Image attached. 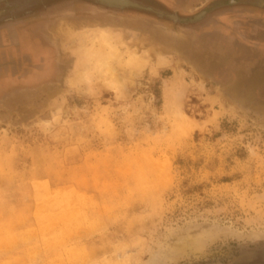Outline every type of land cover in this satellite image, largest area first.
Returning <instances> with one entry per match:
<instances>
[{
	"label": "rangeland",
	"instance_id": "374dc122",
	"mask_svg": "<svg viewBox=\"0 0 264 264\" xmlns=\"http://www.w3.org/2000/svg\"><path fill=\"white\" fill-rule=\"evenodd\" d=\"M55 1L0 0V67L5 19ZM198 36L85 31L57 78L0 75V264L264 263V79Z\"/></svg>",
	"mask_w": 264,
	"mask_h": 264
},
{
	"label": "flooded vegetation",
	"instance_id": "af4514ba",
	"mask_svg": "<svg viewBox=\"0 0 264 264\" xmlns=\"http://www.w3.org/2000/svg\"><path fill=\"white\" fill-rule=\"evenodd\" d=\"M127 1L109 4L103 0H57L43 5L41 11L32 9L21 17L5 19L7 25L11 24L7 27V36H16L21 45H11L6 54L1 55L11 59L8 66L0 67V75H5L8 81L55 79L59 73L56 65L60 40L85 31L98 33L118 28L180 48L202 47L203 41L194 35L212 31L217 34L214 47L218 53H229L230 61L224 71L231 80L243 71L257 80L264 79V0H245L247 3L242 8H237L241 0H202L197 1L195 7H190L192 2L186 0H174L182 3L178 9L172 7L171 0ZM10 9L13 8L0 10V16ZM243 9L249 13L247 39L238 36L234 25L229 23L239 18ZM224 36L229 38L224 40ZM239 44L246 45L252 54L245 64L239 60ZM259 93L264 95L262 91Z\"/></svg>",
	"mask_w": 264,
	"mask_h": 264
},
{
	"label": "crops",
	"instance_id": "0c3cea01",
	"mask_svg": "<svg viewBox=\"0 0 264 264\" xmlns=\"http://www.w3.org/2000/svg\"><path fill=\"white\" fill-rule=\"evenodd\" d=\"M186 1L192 2L191 5H190V7H195V5L198 3L197 1H202V0H193V1L192 0H186ZM171 5H172V7L178 9L179 7H181L182 3L179 2V4H178V2L176 3V2H174V0H171ZM242 11H243V13L240 14V17L239 18H237L235 20H232L229 23L232 26L234 25L233 28L235 30V33L238 36L245 38V37H248L247 36V34H248L247 33L248 32L247 31V29H248L247 28V26H248L247 25V18L249 17L248 16L249 13H248V10H246V9H243ZM229 19H232V18L229 17ZM229 19H226V20H229ZM245 19H246V21H245ZM230 37H232V35ZM245 39H247V38H245Z\"/></svg>",
	"mask_w": 264,
	"mask_h": 264
},
{
	"label": "bare ground",
	"instance_id": "6f19581e",
	"mask_svg": "<svg viewBox=\"0 0 264 264\" xmlns=\"http://www.w3.org/2000/svg\"><path fill=\"white\" fill-rule=\"evenodd\" d=\"M104 2L106 1L109 4H123V3H128L129 1L127 0H103ZM156 11V10H155ZM182 19V18H181ZM38 213H40V211L38 210ZM40 215V214H39ZM67 218V217H66ZM28 228V227H27ZM27 240V239H26ZM16 244V243H15ZM13 262V261H12ZM8 263V261H7Z\"/></svg>",
	"mask_w": 264,
	"mask_h": 264
},
{
	"label": "water",
	"instance_id": "95a60500",
	"mask_svg": "<svg viewBox=\"0 0 264 264\" xmlns=\"http://www.w3.org/2000/svg\"><path fill=\"white\" fill-rule=\"evenodd\" d=\"M106 2V1H105ZM262 264H264V263H262Z\"/></svg>",
	"mask_w": 264,
	"mask_h": 264
}]
</instances>
